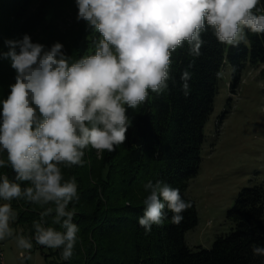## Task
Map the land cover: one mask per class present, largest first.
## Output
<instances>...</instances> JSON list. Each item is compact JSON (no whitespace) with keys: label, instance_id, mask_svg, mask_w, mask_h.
I'll return each instance as SVG.
<instances>
[{"label":"clouds","instance_id":"1","mask_svg":"<svg viewBox=\"0 0 264 264\" xmlns=\"http://www.w3.org/2000/svg\"><path fill=\"white\" fill-rule=\"evenodd\" d=\"M77 21L83 20L102 37L95 53L72 60L63 44L50 48L33 42L30 35L6 39L15 83L0 101V168L10 165L14 179L0 176V241L14 236L11 227L17 213L11 201L45 205L40 221L34 222L35 242L62 249L70 260L79 227L73 222L79 200L75 177L65 179V167L83 166L85 150L112 152L127 140L131 120L128 108L145 103L149 92L160 94L171 79L172 54L185 44L189 54L199 57L209 28L221 44L236 47L247 33L264 36V4L261 0H75ZM18 49V50H17ZM193 65L190 64L189 67ZM222 75V73H217ZM192 73L181 72V90L191 94ZM21 182L30 186L22 187ZM143 215L138 223L147 232L163 225L165 208L179 225L192 207L178 188L149 180ZM63 231L46 226V217ZM20 249L30 250V239L16 236ZM253 254L264 256V247L253 246ZM23 259V254L21 256Z\"/></svg>","mask_w":264,"mask_h":264},{"label":"trees","instance_id":"2","mask_svg":"<svg viewBox=\"0 0 264 264\" xmlns=\"http://www.w3.org/2000/svg\"><path fill=\"white\" fill-rule=\"evenodd\" d=\"M56 0H0V52L9 49L6 39L19 40L25 34L32 41L43 43L48 35V21L54 19L52 4ZM61 1V0H59ZM264 4V0H261ZM73 10L76 4L72 3ZM102 37L80 20L66 55L72 60L95 53ZM201 55L189 54L185 44L172 54L171 79L168 89L160 94L149 92L147 101L137 108H128L131 126L127 140L114 151L85 150L83 166L62 167L65 179L76 178L79 200L69 205L75 210L73 222L79 227L77 243L70 260H63L62 249H51L35 242L34 222L40 221L41 207L25 199L11 201L17 218L11 227L16 235L31 240L47 264H264V256L254 255L253 246L264 247V187L244 188L234 206L227 212L230 233L218 237L211 249H190L185 234L198 225L196 205L187 195L189 182L198 175L205 141V126L214 112L224 66L232 69V93L238 88L244 68L264 66V36L247 33L246 42L236 47L221 44L213 30L202 34ZM18 50V49H17ZM192 64V67L189 65ZM192 73L191 94L185 98L180 75ZM260 75L264 78V68ZM16 72L9 59H0V101L7 98ZM2 111V105H0ZM6 159V153H0ZM15 178L10 165L0 168V176ZM163 181L180 190L192 207L183 213L184 220L173 224L172 212L165 208L166 219L151 232L138 223L143 215L147 196L144 184ZM22 187L30 186L21 182ZM55 213L46 217L52 223Z\"/></svg>","mask_w":264,"mask_h":264},{"label":"rangeland","instance_id":"3","mask_svg":"<svg viewBox=\"0 0 264 264\" xmlns=\"http://www.w3.org/2000/svg\"><path fill=\"white\" fill-rule=\"evenodd\" d=\"M72 3L75 0H56L52 4L51 10H62V14L56 13L48 21L51 29L42 43L47 48L60 42L65 54L69 50L79 22L78 9L73 10ZM263 68L247 64L235 93L230 89V65L226 64L222 71L214 112L204 130L200 169L187 190L198 215V225L185 234V243L192 250L211 249L218 237L230 233L226 214L244 188L264 187V78L260 75ZM16 234L14 230L13 237L0 241L6 264H47L40 250L20 249L15 238L20 235Z\"/></svg>","mask_w":264,"mask_h":264},{"label":"built area","instance_id":"4","mask_svg":"<svg viewBox=\"0 0 264 264\" xmlns=\"http://www.w3.org/2000/svg\"><path fill=\"white\" fill-rule=\"evenodd\" d=\"M0 264H6L4 258L3 246L1 242H0Z\"/></svg>","mask_w":264,"mask_h":264}]
</instances>
